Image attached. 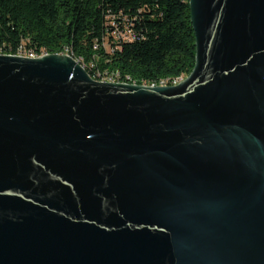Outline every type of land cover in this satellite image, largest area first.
Wrapping results in <instances>:
<instances>
[{"label":"water","instance_id":"95a60500","mask_svg":"<svg viewBox=\"0 0 264 264\" xmlns=\"http://www.w3.org/2000/svg\"><path fill=\"white\" fill-rule=\"evenodd\" d=\"M190 10L176 86L0 55V264H264V0Z\"/></svg>","mask_w":264,"mask_h":264},{"label":"trees","instance_id":"16d2710c","mask_svg":"<svg viewBox=\"0 0 264 264\" xmlns=\"http://www.w3.org/2000/svg\"><path fill=\"white\" fill-rule=\"evenodd\" d=\"M128 28L136 40H118ZM19 52L68 54L122 84L184 80L196 64L190 0H0V55Z\"/></svg>","mask_w":264,"mask_h":264},{"label":"bare ground","instance_id":"6f19581e","mask_svg":"<svg viewBox=\"0 0 264 264\" xmlns=\"http://www.w3.org/2000/svg\"><path fill=\"white\" fill-rule=\"evenodd\" d=\"M47 55H49V54L45 53L42 55V57L47 56ZM17 56L24 57V55H20V54ZM116 75L119 76L118 73H105V74H103V76L98 75V78L95 80L99 81V82L107 83V78L116 77ZM118 80H119V77H117V83H119ZM182 81H183L182 78H177V79L166 78V79H162L163 84H160V81H158V82H153L150 85H144V86H148V87H171V86H176V85L180 84Z\"/></svg>","mask_w":264,"mask_h":264},{"label":"built area","instance_id":"2783aa9c","mask_svg":"<svg viewBox=\"0 0 264 264\" xmlns=\"http://www.w3.org/2000/svg\"><path fill=\"white\" fill-rule=\"evenodd\" d=\"M115 36L118 40H123V41H134L136 40V35L131 29H127L125 32H120L117 31L115 33ZM18 54L24 55V57L31 58V59H36L42 57L43 54L37 55L35 53H24V52H19ZM68 55V54H67ZM83 66V65H82ZM84 67V66H83ZM85 68V67H84ZM117 77H125V76H117L116 77H111L107 78V83H117ZM160 84H163L162 79H160Z\"/></svg>","mask_w":264,"mask_h":264},{"label":"rangeland","instance_id":"374dc122","mask_svg":"<svg viewBox=\"0 0 264 264\" xmlns=\"http://www.w3.org/2000/svg\"><path fill=\"white\" fill-rule=\"evenodd\" d=\"M107 48L109 49V44H107Z\"/></svg>","mask_w":264,"mask_h":264}]
</instances>
